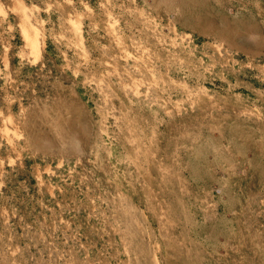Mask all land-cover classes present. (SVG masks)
<instances>
[{
	"label": "rangeland",
	"instance_id": "374dc122",
	"mask_svg": "<svg viewBox=\"0 0 264 264\" xmlns=\"http://www.w3.org/2000/svg\"><path fill=\"white\" fill-rule=\"evenodd\" d=\"M0 264H264V0H0Z\"/></svg>",
	"mask_w": 264,
	"mask_h": 264
}]
</instances>
